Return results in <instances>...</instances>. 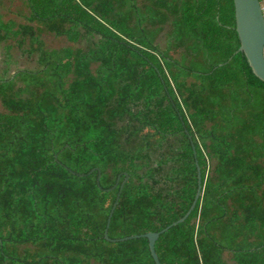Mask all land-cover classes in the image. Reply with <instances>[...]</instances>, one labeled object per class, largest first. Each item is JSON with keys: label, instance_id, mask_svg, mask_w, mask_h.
<instances>
[{"label": "trees", "instance_id": "16d2710c", "mask_svg": "<svg viewBox=\"0 0 264 264\" xmlns=\"http://www.w3.org/2000/svg\"><path fill=\"white\" fill-rule=\"evenodd\" d=\"M26 6L0 12V264H155L147 238L105 239L120 185L108 236L160 232L198 167L161 264H264V82L234 1Z\"/></svg>", "mask_w": 264, "mask_h": 264}, {"label": "water", "instance_id": "95a60500", "mask_svg": "<svg viewBox=\"0 0 264 264\" xmlns=\"http://www.w3.org/2000/svg\"><path fill=\"white\" fill-rule=\"evenodd\" d=\"M235 6V19H236V31L240 40L239 52H243L252 68L253 73L264 82V11L261 0H233ZM191 138V137H190ZM93 171V170H92ZM92 171L90 173H92ZM198 190L196 197L189 211L179 220L167 226L160 232H151L143 235H134L121 239H111L108 236V228L114 213V210L118 204L122 189L125 182L128 180L126 174L125 180L121 183L116 200L111 209L107 227L105 230V239L109 242L126 241L136 238H147L149 240V248L155 264H161L160 259L155 250V244L160 235L168 231L173 226H176L184 222L194 210L202 191V182L200 169L198 167ZM82 176V175H81ZM100 179V172L98 175V182ZM120 177L117 179L116 184L109 190L115 189L119 184Z\"/></svg>", "mask_w": 264, "mask_h": 264}, {"label": "rangeland", "instance_id": "374dc122", "mask_svg": "<svg viewBox=\"0 0 264 264\" xmlns=\"http://www.w3.org/2000/svg\"><path fill=\"white\" fill-rule=\"evenodd\" d=\"M0 12L4 15L6 20H15L19 23L24 22V18L28 13V8L26 6V0H0ZM46 46L49 48H60L64 46H72L65 38H57L51 34H46L43 36ZM81 46V45H79ZM16 66L14 69L23 68H34L35 63L30 61L28 58L22 56L18 51H14ZM3 107L0 103V111Z\"/></svg>", "mask_w": 264, "mask_h": 264}, {"label": "crops", "instance_id": "0c3cea01", "mask_svg": "<svg viewBox=\"0 0 264 264\" xmlns=\"http://www.w3.org/2000/svg\"><path fill=\"white\" fill-rule=\"evenodd\" d=\"M262 6H263V11H264V0H261Z\"/></svg>", "mask_w": 264, "mask_h": 264}]
</instances>
